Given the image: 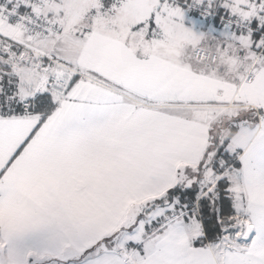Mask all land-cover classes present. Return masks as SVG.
<instances>
[{
	"label": "snow or ice",
	"instance_id": "1",
	"mask_svg": "<svg viewBox=\"0 0 264 264\" xmlns=\"http://www.w3.org/2000/svg\"><path fill=\"white\" fill-rule=\"evenodd\" d=\"M0 264H264V0H0Z\"/></svg>",
	"mask_w": 264,
	"mask_h": 264
}]
</instances>
